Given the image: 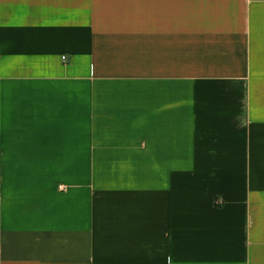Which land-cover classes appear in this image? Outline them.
Instances as JSON below:
<instances>
[{
  "label": "crops",
  "instance_id": "0c3cea01",
  "mask_svg": "<svg viewBox=\"0 0 264 264\" xmlns=\"http://www.w3.org/2000/svg\"><path fill=\"white\" fill-rule=\"evenodd\" d=\"M0 264H264V0H0Z\"/></svg>",
  "mask_w": 264,
  "mask_h": 264
}]
</instances>
